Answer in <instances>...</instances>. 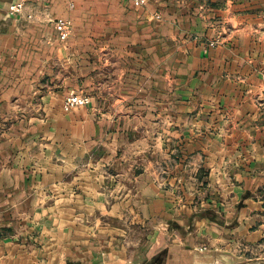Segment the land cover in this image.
<instances>
[{"label": "crops", "instance_id": "obj_1", "mask_svg": "<svg viewBox=\"0 0 264 264\" xmlns=\"http://www.w3.org/2000/svg\"><path fill=\"white\" fill-rule=\"evenodd\" d=\"M13 1L0 264H264V0H31L21 16ZM72 91L87 103L66 111ZM186 159L223 219H189Z\"/></svg>", "mask_w": 264, "mask_h": 264}, {"label": "rangeland", "instance_id": "obj_2", "mask_svg": "<svg viewBox=\"0 0 264 264\" xmlns=\"http://www.w3.org/2000/svg\"><path fill=\"white\" fill-rule=\"evenodd\" d=\"M98 4L91 5L92 7H97ZM24 10L20 13L19 16L23 14ZM30 17V16H29ZM2 29V26H0V31ZM75 111H78V108L74 109ZM179 141V139H176ZM188 159H186V207H189L192 209L191 217L189 219H193L195 216H199L203 214L204 210L207 209L210 205L212 206V209L217 210L216 216H219L220 214H224V212L221 210L222 205L219 203H223V199L220 198V192L218 189H215L213 186V182L207 177L209 175V170L207 169H201L197 172V175H195V171L191 172L190 165H187ZM191 172V173H190ZM206 177V178H203ZM176 199L180 201V203H184V199L182 198V193H176ZM188 217V216H186ZM8 232L12 233L13 229H8ZM36 232V231H35ZM13 235V234H11ZM4 236H8L7 233L4 234ZM20 236V234L18 235ZM17 240H21V237ZM243 247V246H242ZM244 248V247H243ZM244 251H242L243 253ZM251 257H260L261 261L264 260V252L260 251V248L257 250H254L253 253H250ZM163 258H161L162 260ZM224 261V260H223ZM209 262V259H208ZM253 261H243L242 263H252ZM241 263V262H240ZM211 264H218L214 263L212 261ZM229 264H236V262H229Z\"/></svg>", "mask_w": 264, "mask_h": 264}, {"label": "built area", "instance_id": "obj_3", "mask_svg": "<svg viewBox=\"0 0 264 264\" xmlns=\"http://www.w3.org/2000/svg\"><path fill=\"white\" fill-rule=\"evenodd\" d=\"M31 0H15L9 6V13L14 16L20 15V13L24 10L27 2ZM136 6H144L146 5L148 0H131ZM73 25L71 20L58 18L54 20V29L57 34V39L59 41L65 42L69 39L72 34ZM216 44V41H211L209 43L210 46ZM87 103L85 96L76 93L74 91L70 92L64 99L63 107L66 111L71 110L74 107L82 106Z\"/></svg>", "mask_w": 264, "mask_h": 264}]
</instances>
